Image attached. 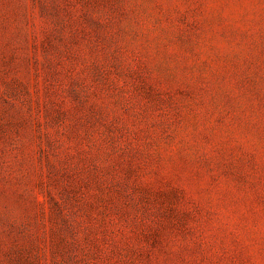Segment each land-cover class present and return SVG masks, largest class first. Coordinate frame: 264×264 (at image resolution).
Here are the masks:
<instances>
[{
    "label": "rangeland",
    "instance_id": "1",
    "mask_svg": "<svg viewBox=\"0 0 264 264\" xmlns=\"http://www.w3.org/2000/svg\"><path fill=\"white\" fill-rule=\"evenodd\" d=\"M0 264H264V0H0Z\"/></svg>",
    "mask_w": 264,
    "mask_h": 264
}]
</instances>
